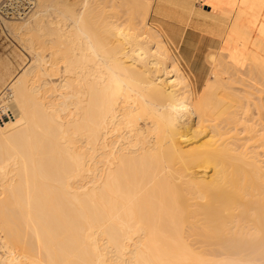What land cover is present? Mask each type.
<instances>
[{
    "label": "bare ground",
    "instance_id": "1",
    "mask_svg": "<svg viewBox=\"0 0 264 264\" xmlns=\"http://www.w3.org/2000/svg\"><path fill=\"white\" fill-rule=\"evenodd\" d=\"M93 1L0 11V264H264V0H207L198 96L148 23L179 0Z\"/></svg>",
    "mask_w": 264,
    "mask_h": 264
},
{
    "label": "crops",
    "instance_id": "2",
    "mask_svg": "<svg viewBox=\"0 0 264 264\" xmlns=\"http://www.w3.org/2000/svg\"><path fill=\"white\" fill-rule=\"evenodd\" d=\"M156 1L157 0H155V4ZM180 1L182 0H179L178 3L175 0L176 4L175 3L170 4L173 5V7H171L170 5L169 7H167L168 3H166V5L163 4V11L165 12L167 11L168 13L162 12V15L156 14L153 9L148 19V23L155 26L156 28L158 27L157 29L160 32L162 31L161 33L163 34L164 39L168 43V46H170L172 49H176V53H178L180 57V63L189 74L193 86L199 88L203 85V83L209 76V74L206 71V66L204 64H201L202 63L201 61L203 55L207 53L208 49H211L213 47L212 45L215 39V35H213L209 31L210 29H212V27L207 23V21L199 17L198 11H196L197 6H194V8H192L194 12L196 11L195 13L189 11V13L191 14H189L188 12L185 14V12L181 11L182 10L181 8H183L182 6L183 4L185 5V3L182 2L183 3L182 4ZM183 1L187 2V0H183ZM192 1H194V5H195L196 0H191L190 2ZM192 3H186V5L191 4L190 5L191 7ZM176 6L178 7V10L181 6L180 8L181 12H179L176 9L177 8ZM167 9L171 11L169 12V10ZM172 10L174 12H172ZM163 13L165 15H163ZM183 20L186 22L185 24ZM203 23L204 24L207 23L206 26H203L204 25ZM197 25L199 26L197 27ZM200 26H202L203 28Z\"/></svg>",
    "mask_w": 264,
    "mask_h": 264
},
{
    "label": "rangeland",
    "instance_id": "3",
    "mask_svg": "<svg viewBox=\"0 0 264 264\" xmlns=\"http://www.w3.org/2000/svg\"><path fill=\"white\" fill-rule=\"evenodd\" d=\"M91 1H93V0H91ZM95 1V3H94V5L93 6H95V7H98V8H100L101 9V7L100 6H103V8L105 7L104 5H103V3H101V2H99L98 0L96 1V0H94ZM93 1V2H94ZM101 1V0H100ZM204 1V2H203ZM97 2V3H96ZM98 2L101 4H99V5H97L98 4ZM102 2H104V1H102ZM97 6H96V5ZM193 4H194V1H193ZM192 4V5H193ZM206 4V5H205ZM209 2L207 1V0H196V4H195V6H197V9H196V11H198V14H199V17L200 18H203L204 16V18H208L209 17V22H207V23H211V24H209L211 27H212V29H210L209 31L213 34V35H215V39H214V42H213V47L211 48V49H208V51H207V53L206 54H204L203 55V57H202V63L201 64H204L205 66H206V71H207V73L209 74V76L207 77V79L206 80H208V81H210L212 78H213V73H212V71H211V65H212V61L210 60V58L208 57V53L209 52H211V51H214L217 55H219L220 56V51H222V49H221V46H223L224 45V42H225V39H226V37H227V34H228V31H229V27L227 26V30L226 31H224L223 33L225 34H223L222 36L221 35H218V30L219 29H217L216 30V28H218V25L215 23V25H216V27H215V25H214V23H212V21H213V17L215 16V15H212V14H214L213 13V11L211 10V8H209ZM194 6V5H193ZM199 7V8H198ZM203 8V9H202ZM96 10H97V8H95ZM113 9V8H112ZM99 10V9H98ZM103 9H101V11H102ZM114 11H115V8L113 9ZM118 10H117V8H116V11L115 12H117ZM121 13H123V12H121ZM201 14H203V15H201ZM207 15H208V17H207ZM213 17H212V16ZM210 17H212V18H210ZM210 19L212 20L211 22H210ZM205 20V19H204ZM206 20H208V19H206ZM229 21V20H228ZM215 27V28H214ZM218 36H217V35ZM10 34H8V33H5L3 30H1L0 29V60H8L9 61V63L10 64H12V66H14L15 68L14 69H18L17 67H21L22 66V64H23V61L24 60H26L27 58L29 59H31V58H33L32 57V53H29V51L28 50H26L27 48L21 43V42H19V41H16L17 39H15L12 35H10ZM12 37V38H11ZM222 42H223V44H222ZM220 47V48H219ZM26 48V49H25ZM169 48H170V50H172L171 52H173L172 54L174 55V56H176V58H177V60L179 61V63H180V57H179V55H178V53H176V50L175 49H172L170 46H169ZM211 50V51H210ZM217 50H218V52H217ZM21 51V52H20ZM28 51V52H27ZM26 52V53H25ZM14 53V54H13ZM25 54V55H24ZM19 55H21V56H19ZM25 57V59H23ZM27 59V60H28ZM29 59V60H30ZM209 64V65H208ZM0 65H1V63H0ZM180 65H181V67H183L182 66V64L180 63ZM184 71H185V73H187V71L184 69V67L182 68ZM243 70H245V68H243ZM231 71V70H230ZM231 73H232V71H231ZM188 74V73H187ZM254 74H257L256 72H253V74H252V76H254ZM188 76H189V74H188ZM56 76H54V80L56 81L57 80V77L55 78ZM190 77V76H189ZM235 77H233L231 80H229V82H231V84H232V86H234V87H236V89L238 88L239 90L241 89L242 91H244L242 88L244 87L241 83H239L238 81L240 80V79H238V75H236V79L238 80V81H235V79H234ZM258 80H260V77L259 76H257L256 77ZM192 82V81H191ZM193 84V83H192ZM244 84H246V82H244ZM192 87H193V89H194V91H195V96H198V94H199V92H200V90H201V88H202V86L201 87H199V88H196V87H194L193 85H192ZM252 89V88H251ZM250 90V89H249ZM256 89H252V90H250V91H254L253 93V96H251L252 97V99L251 100H253L254 102H256L257 101V99H256V96H257V94H258V96L261 94L260 92H258V91H255ZM254 99H256V101L254 100ZM258 102V101H257ZM251 103H253L252 101H251ZM254 105L252 104V107H253ZM251 107V108H252ZM255 108L253 107L250 111L253 113V112H256L257 110L255 109ZM262 113H263V117H264V109H262ZM207 132H208V130H207ZM243 134V133H242ZM241 134V135H242ZM245 136V135H244ZM206 139H208V137H205L204 139H202V140H206ZM196 141H197V139H195ZM193 141V140H192ZM191 146V145H190ZM189 146V147H190ZM211 171H212V169H209L207 172H209V174L211 173ZM198 173H200V174H198ZM198 173H197V175H201V174H204L205 172L202 170V169H199L198 170Z\"/></svg>",
    "mask_w": 264,
    "mask_h": 264
},
{
    "label": "built area",
    "instance_id": "4",
    "mask_svg": "<svg viewBox=\"0 0 264 264\" xmlns=\"http://www.w3.org/2000/svg\"><path fill=\"white\" fill-rule=\"evenodd\" d=\"M9 1H11V0H3V2L1 3V7H0L1 13L6 15V16H10L9 14H7L9 12V9H7L8 8L7 5L9 4ZM29 1H31V0H29Z\"/></svg>",
    "mask_w": 264,
    "mask_h": 264
}]
</instances>
